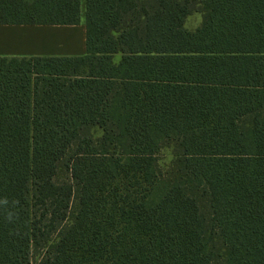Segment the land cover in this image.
I'll use <instances>...</instances> for the list:
<instances>
[{
	"label": "trees",
	"instance_id": "obj_1",
	"mask_svg": "<svg viewBox=\"0 0 264 264\" xmlns=\"http://www.w3.org/2000/svg\"><path fill=\"white\" fill-rule=\"evenodd\" d=\"M80 16L0 0V25ZM85 17L83 56L0 57V264H264V0Z\"/></svg>",
	"mask_w": 264,
	"mask_h": 264
},
{
	"label": "crops",
	"instance_id": "obj_2",
	"mask_svg": "<svg viewBox=\"0 0 264 264\" xmlns=\"http://www.w3.org/2000/svg\"><path fill=\"white\" fill-rule=\"evenodd\" d=\"M77 25H0V57L83 56L86 54V0H79Z\"/></svg>",
	"mask_w": 264,
	"mask_h": 264
},
{
	"label": "rangeland",
	"instance_id": "obj_3",
	"mask_svg": "<svg viewBox=\"0 0 264 264\" xmlns=\"http://www.w3.org/2000/svg\"><path fill=\"white\" fill-rule=\"evenodd\" d=\"M202 22V15L200 13H194L187 18L185 26L188 30H195L200 26Z\"/></svg>",
	"mask_w": 264,
	"mask_h": 264
}]
</instances>
